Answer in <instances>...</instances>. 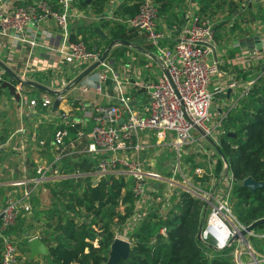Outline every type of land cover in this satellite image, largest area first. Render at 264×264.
<instances>
[{"label": "built area", "instance_id": "obj_1", "mask_svg": "<svg viewBox=\"0 0 264 264\" xmlns=\"http://www.w3.org/2000/svg\"><path fill=\"white\" fill-rule=\"evenodd\" d=\"M53 1L55 6L47 0H34L24 5H12L9 0H0V55L21 46H28L32 50L39 41L45 44L50 40V34L43 31V24L53 21L59 32L55 50L57 58L51 69L66 64L73 73L70 77L54 80L48 86L61 91L80 72L98 61L102 53L89 49L82 40L70 39V23L83 16L81 12L74 11L75 0ZM139 3L135 15L125 16L119 22L127 32L135 31L152 46L153 56L162 67L160 71L155 69L154 77L145 80L142 69L131 55L123 69L117 70L109 53L93 71L94 78L81 82V98L76 99L70 92L56 96L34 95L28 87L16 83L8 75L4 76L6 73L0 69V89L7 91V86H13L18 96L20 116L23 110L39 108L42 116H48L49 122L54 125L50 138L32 140L38 150H48L51 162L36 166L37 177L31 180L33 185L23 188L18 197L0 199V264H18L17 247L3 231L13 226L23 214L30 212V199L36 184L49 180L53 175V166L69 158L94 162L95 169L93 172L75 170L60 175L59 179L71 177L79 180L92 176L94 185L101 178L117 174L132 179L133 213L123 223L124 232L116 234L114 238L131 244L132 233L140 227L151 210L157 207L158 212L163 214L181 193L186 192L209 208L205 224L200 230L199 242L215 251L224 250L235 242L234 261L248 264L241 259L239 248L250 249L247 235L251 233L245 239L240 236V231L247 226L239 223L230 206L231 174L226 172L220 177L224 184L220 187L214 184L210 170L208 172L204 166H197L193 175L198 182H193L187 175V165L183 159L186 156L183 155L190 151L200 158L209 153L207 145L215 152L205 136L219 144L222 120L264 75V27L254 24L251 28L255 31L253 36L260 37V48L252 45L249 51H241L236 56L240 64L252 66L251 70H255V73L243 84L242 89L237 79L227 83L225 89L234 92L233 97L229 106L220 109V113L215 116L211 112L214 89L210 87L213 79L220 75L222 65V60L216 54L215 21L209 17L199 18L198 0H186L182 20L176 26H167L162 21L159 4L154 0H140ZM116 7L117 4L111 5L105 18L118 20ZM37 38L39 41H36ZM0 59L9 66L12 56L5 55ZM35 69L27 63L22 68L23 72L12 70L24 80H32ZM128 72L131 74L128 75ZM90 89L98 97L92 106H89L86 98ZM140 91H144L147 96L144 106L134 96ZM55 99L59 105L65 104V108L57 107L53 111ZM18 131H25L21 122ZM26 147L25 142H20L21 151ZM165 151L170 153V157L163 161L160 171L151 163L145 166L142 155L154 158ZM208 181L211 185L206 189L204 183ZM160 233L164 235L165 229L161 228ZM33 238L37 237L29 240ZM253 253L252 260L260 264L255 259L259 254Z\"/></svg>", "mask_w": 264, "mask_h": 264}, {"label": "trees", "instance_id": "obj_2", "mask_svg": "<svg viewBox=\"0 0 264 264\" xmlns=\"http://www.w3.org/2000/svg\"><path fill=\"white\" fill-rule=\"evenodd\" d=\"M154 1L159 4L160 16L174 8L178 1L186 5V0ZM198 1L199 18L214 19L222 4L232 12L242 10L237 4L240 0ZM138 5H123L116 15L133 16ZM115 27L107 44L114 39L127 40L134 44L132 50H141L139 47L143 38L137 37L132 31L138 40L135 41L124 33L123 25L116 24ZM87 33L94 34L91 29L84 31V36ZM146 49L145 55L152 52L151 45L147 44ZM35 91L47 94L41 90ZM3 93L6 91L0 89V95ZM220 130L219 150H215L219 158L216 171L221 173V177L226 167V172L231 174L230 206L239 223L248 226L264 218V187L252 191L242 185L247 177L255 182H264V75L228 111ZM229 133L234 136H228ZM8 135L9 132L1 134L0 142L6 141ZM69 161L72 160L65 159L58 165L65 174L75 170L93 172L95 169L94 162L77 160L78 163L72 166L67 164ZM79 164L84 165V168L78 167ZM92 178L85 176L77 180L68 177L47 185L51 203L50 207L41 211L43 225L39 234L49 251L44 264H109L110 246L116 235L112 226L123 224L133 213V181L124 174H117L101 178L94 185ZM78 187L79 190H76ZM206 217L207 207L200 199L186 192L181 193L163 214L158 212L157 207L151 210L131 235L128 257L117 264H237L233 259L235 242L224 250L215 251L197 239ZM18 220L3 231L5 236L17 239L23 237V222L20 218ZM161 228L165 229L164 235L160 233ZM15 243L21 249V254L28 253L26 238ZM1 247L0 238V251ZM206 249L209 251L205 252ZM25 263L38 264L35 260H26Z\"/></svg>", "mask_w": 264, "mask_h": 264}, {"label": "crops", "instance_id": "obj_3", "mask_svg": "<svg viewBox=\"0 0 264 264\" xmlns=\"http://www.w3.org/2000/svg\"><path fill=\"white\" fill-rule=\"evenodd\" d=\"M9 1L12 5H24L34 0ZM47 1L55 6V2L53 0ZM139 1L140 0H75L74 11L81 12L83 16L70 23V39L72 41L82 40L88 48L91 47L92 49L102 53L104 50L103 48H105V44L112 36V31L116 28V24L122 25L119 20L125 17L123 15H116L115 13L116 17L119 18L118 20L105 18L108 15L107 12L110 6L117 4L115 11L117 12L121 6L132 5L139 3ZM256 1L260 0H255V2ZM175 10L176 8L174 7L165 14L173 17L175 15ZM237 12L239 14L241 13V11ZM90 29L94 34L87 33L84 36L83 32ZM43 31L46 34H50V40H47L45 44L40 42L37 38L36 41L39 42L35 48H32V50H30L28 46H21L18 49H9V51L1 53L0 57L2 58L5 55L12 56V61L9 66L18 73L22 71V68H24L27 63H29L32 69L36 68V73L31 77V79L40 84L49 86L57 79L70 77L73 73L72 68L66 64H61V66L55 67V70L51 69L57 58V52L55 50L58 46L57 34L59 31L57 25L53 21H48L43 24ZM131 32L132 31L127 32L124 28V33L127 34L130 39H133L134 34ZM214 37L216 39V54L222 60V65L220 67L221 73L217 78L213 79V84L210 87V89H214V95L220 103V106L218 105V109L214 111L216 116V114L220 113V109H224L229 106L230 100L233 97L232 94L234 92L228 93L229 89H225L227 83L232 79H237L241 85L240 89H242L243 84L250 79L251 75L255 73V70L252 71V66H244L236 60L237 54L241 51L246 53V51L250 50L253 45V41L251 40L253 35L243 32V36L233 39V43L228 44L227 40L225 41V38H222L221 41L217 40L216 30L214 28ZM141 40V47H139L141 50L134 51L144 54V50L148 51V49H146L148 43H145L146 41L144 39ZM120 47L125 48L128 46H115L110 52V57L114 60L117 70L121 71L129 60L125 59L123 62H120V64H116V58L112 56V53H114L115 49ZM129 49L132 48L128 47L126 50ZM143 56L147 58L144 63L145 66H142L143 69L145 68L144 73L146 78L154 77V74H149V67H151L150 62H153L156 67L158 66L160 70L162 67L153 56L152 52L146 56L144 54ZM130 74L131 73L128 72V75ZM92 78H94V76L93 74H90L82 81H88ZM81 82L67 91V93L70 92V95L76 99L79 97L81 98V95H79V89L82 85ZM7 88L8 91L0 95V135L5 132H9L6 141L0 142V199L3 200L8 196L18 197L23 188L32 186L33 184L31 183V180L37 177L36 166L38 164L51 162L52 158L48 150H38L32 140L50 138L54 130V125L48 120L49 117H43L39 108L31 111L27 109L23 110V114L20 116V109L17 102L18 96L15 93V89L13 86H7ZM27 89L30 90V92L36 90L30 87ZM237 92H240V90H237ZM43 94L41 93V95ZM134 96L137 97L138 102H140L143 106L147 102V96L144 91L136 92L134 93ZM86 98L89 106H92L98 101V97L95 96L92 89L87 92ZM59 108H65V104H60L57 109ZM20 122L24 127V133H20L18 131ZM20 142H25L27 145V147L22 151L19 148ZM144 156L145 155H142L143 162ZM69 159L74 160L71 158ZM145 166L148 167V163H146ZM52 173L53 175L49 177V180L36 184L34 194L30 199V212L23 214L20 218L23 222V237L17 239L12 236V240L15 239V241H22L23 238H26L29 241L30 238L37 237L41 241L39 237L43 225V216L41 215V211L50 207L51 203L47 185H49L50 182L52 183L60 180V175H66L63 168L60 166H53ZM46 200L47 203L45 202ZM18 250L21 252V249L18 248ZM27 252L28 253L20 256L18 264H26V260H35L38 264H44L49 255V251L47 249V252L38 254L31 258L29 245Z\"/></svg>", "mask_w": 264, "mask_h": 264}, {"label": "rangeland", "instance_id": "obj_4", "mask_svg": "<svg viewBox=\"0 0 264 264\" xmlns=\"http://www.w3.org/2000/svg\"><path fill=\"white\" fill-rule=\"evenodd\" d=\"M237 4H238V8L243 9V11L240 14L237 12V10L233 12L230 11L229 7L223 6L224 4H222L223 7L222 6L219 7V11H220L219 14L216 15L214 19H212L213 21H215V30H216L217 40L221 41L222 38H225V41L227 40V43L230 44V43H233L234 41L233 39H237L238 37L243 36V32L253 35L255 31H253L251 28L254 26V24L255 25L262 24L264 26V0H260L256 2L255 0H240V2H238ZM174 7L176 8V10L174 11L175 15L173 17H171L170 15H166L165 13L161 14V19L167 26H176L182 20L183 9H184L183 4L181 3V1H178L177 4L174 5ZM137 37L142 38L140 36H137ZM133 39H135V41H138L135 35ZM106 46H107V43L105 44V48ZM144 54L137 53L132 49L126 50L125 48L120 47L114 50V53H112V56L116 58L115 59L116 64H120V62H123L125 59L130 60L128 56L131 55V57L134 58L135 62H137L138 67L142 69L141 70L142 77L145 78L146 80V76L144 73L145 68L144 69L142 68V66H145L144 63L147 60V58L143 56ZM152 63L150 62L151 67H149V71H150L149 74H154L155 69L160 71V68L158 66L156 67V65L154 63L153 65ZM6 90L8 91V88ZM32 93L37 96L41 95L37 91H32ZM218 105L220 106L219 100L214 95L212 103H211V112H213V114H214V111L218 109ZM207 146L209 148V153L202 155L200 158L196 157L190 151H187L183 155V156H186L183 159L185 160V163L187 165V169H186L187 175L188 177L191 178V181L198 182L196 177L193 175L194 169L197 166H204V168H206L208 172L209 170L212 172L213 178H214V184L216 186L222 187L224 184L219 175L221 173L216 171L217 162L219 160L218 155L216 152H213V149L211 146L209 145ZM168 157H170V153L167 151L160 153L157 157H154V158L150 157V155H145L144 163L145 164L151 163L153 164L154 168L160 171L164 164L163 161L167 159ZM210 158L212 159L211 161H210ZM208 160H209V163H207ZM75 163H78L77 160H72V161L67 162L68 165H72V166H74ZM83 166L84 165L82 164L78 165V167L80 168H84ZM221 170H222V167H221ZM176 180H178V177L176 178ZM210 185L211 184L209 183V181L204 183V186L206 189H208ZM79 188L80 187H78L76 190H79ZM45 202L47 203V200ZM208 213H209V208L207 207V215ZM131 222L134 223V221H131ZM112 228L115 230L116 234H121L125 230V227L123 226V224L119 225L118 223L114 224ZM252 232L251 234L247 235L248 238H250V240H248L249 241L248 243L250 245L251 250L249 248H245L242 246H240L239 248V250H241V253H240L241 259L242 260L244 259L243 261H246L248 264H255V262L251 258L252 257L251 253L254 251L256 255L257 253L259 254V256L258 257L256 256L255 258L256 262L259 260L260 264H264V256H263L264 255V237H261V235L264 234V227L256 228ZM256 235H260V236L256 237ZM13 241L14 243L16 242L15 239ZM94 244H96V242H94ZM17 252H18V262H19L20 256L22 254L19 252L18 248H17Z\"/></svg>", "mask_w": 264, "mask_h": 264}, {"label": "water", "instance_id": "obj_5", "mask_svg": "<svg viewBox=\"0 0 264 264\" xmlns=\"http://www.w3.org/2000/svg\"><path fill=\"white\" fill-rule=\"evenodd\" d=\"M253 41V45L256 48H260V37L259 36H253L251 38ZM118 45H123V46H128L131 48H134V44L127 41V40H118L114 39L111 40L104 51L102 52L100 59L87 68H85L82 72H80L64 89L61 91H55L49 88L48 86L44 84H40L38 82L32 81V80H24L19 76L15 71H13L7 64L3 62V60L0 59V69L3 70L8 76L13 78L15 82L18 84L34 88L37 90H41L51 96H56L60 94H65L67 91H69L72 87L80 83L86 76L90 75L93 73V71L99 66L100 62L104 61L111 50ZM167 75V73L165 72ZM168 76V75H167ZM231 90H228V93H230ZM59 105V101L57 99L54 100L52 109L53 111L56 110V108ZM228 136H234V134L229 133ZM205 139L215 148V150L218 152V144H216L209 136H205ZM226 173V167L223 169L222 176ZM221 176V177H222ZM242 185L245 187H248L250 190L255 191L258 188L264 187V182H255L252 180L250 177H247L243 180ZM87 221V220H85ZM264 226V218H260L255 220L254 222L250 223L244 230L240 231V236L245 239V236L248 233H251L253 230L256 228ZM200 232L197 234V239H199ZM234 237L232 241L235 239ZM29 244V251H30V257L33 258L38 254H42L47 252V247L38 239V238H33L28 241ZM130 253V243L126 242L120 238H114L113 242L111 243L110 246V252H109V264H117L119 260L125 259L128 257Z\"/></svg>", "mask_w": 264, "mask_h": 264}]
</instances>
